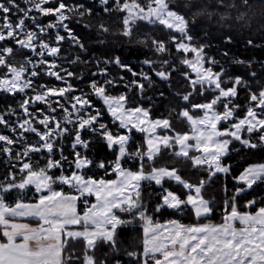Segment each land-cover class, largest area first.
I'll return each instance as SVG.
<instances>
[{"label":"snow or ice","instance_id":"6c2138e0","mask_svg":"<svg viewBox=\"0 0 264 264\" xmlns=\"http://www.w3.org/2000/svg\"><path fill=\"white\" fill-rule=\"evenodd\" d=\"M98 2L105 14H123L122 35L135 31L143 33L140 43L151 41L160 58H145L148 70L119 55L95 58L90 76L70 70L90 63L63 47L71 41L87 51L71 26L75 17L92 27L95 10L86 0H0V92L15 101L0 110V126L11 133L0 131V264H125L121 253L131 264H264V191L240 204L242 194L264 189V159L242 155L264 154V62L257 71L255 58L218 59L192 33L197 18L264 28V0ZM96 26L111 30L103 20ZM156 28L165 36L146 31ZM232 39L224 35L226 43ZM232 64L247 66V74ZM174 72L182 79L174 82ZM72 79L85 80L87 90ZM242 90L243 105L236 102ZM147 91L169 101L167 114H154ZM97 139L111 158L88 154ZM231 153L246 162L238 174L225 162ZM221 174H231V189L217 184ZM165 209L191 222L161 219ZM217 212L219 222L212 219ZM137 225L138 243L120 239L123 226Z\"/></svg>","mask_w":264,"mask_h":264},{"label":"trees","instance_id":"16d2710c","mask_svg":"<svg viewBox=\"0 0 264 264\" xmlns=\"http://www.w3.org/2000/svg\"><path fill=\"white\" fill-rule=\"evenodd\" d=\"M50 4L54 3V0H49ZM86 2L92 6L95 10V16L96 19L92 22V27H85L83 22H76V18L73 17L71 26L75 33L82 39V41L85 44V48L87 49L86 52L84 50L78 49L71 45V41H66L64 43V49L69 50L72 52L73 55L75 54H81L82 53V60L83 61H90L88 64L80 63V64H74L72 65L70 70L76 71L78 74H80L81 68L85 69V72L88 76L92 74V72L95 71L96 65L94 63L95 58H98L100 56H113V55H119L121 59L132 65L133 68H135L137 71L141 70L142 68L145 70H148V67L146 65H143V60L145 58L148 59H159L160 56L154 52V50L151 47V41L149 40L147 44L140 43V35L143 33H137L134 31L131 38L126 37L121 34L119 31V28L122 26V13L118 11H113L109 14L103 13V7L99 4L98 0H86ZM184 0H173V3H180L183 4ZM183 10V9H181ZM103 20L105 23L109 25V28L111 29L109 32H101L97 28V23ZM46 22V19H45ZM146 31L149 32L151 35H156L158 37H164L165 31L156 28V29H146ZM264 32V28H262L260 25H253L251 30H248L247 28L241 30L239 27H226L219 22H217L214 19H207V18H197V21L192 25V33L194 36L200 38L202 42L208 43L210 47L208 48L209 54H215L218 59H227L229 62H231L233 57H244L245 59H253L255 58L258 63L254 65L255 70L259 71L260 69V63L264 62V35L261 33ZM225 34H231L233 39L230 43H226L224 41V35ZM251 38L254 40V45H248L247 40ZM223 48H227L231 55L227 58L221 56V50ZM95 54V55H94ZM65 68H68L69 65L67 63L64 64ZM112 73L114 75L118 74L119 72L123 71L125 76L131 77V73L127 72L126 70L118 69L115 66H110ZM233 72L236 74L246 75L248 72V68L245 65H239V64H232L231 65ZM154 76V74H153ZM41 81H45L48 83L53 84H60V82H56L54 78H46L44 76H41ZM99 79V77H97ZM182 78L180 77L179 73L174 72L173 73V81H179ZM72 83L77 84L81 89L87 90L86 88V81L85 80H78V79H72ZM158 89L161 88V85L156 86ZM164 90H167L168 92H171L173 89H168L167 84H164L163 86ZM123 91V87H118L115 92ZM114 92V94H115ZM246 99V93L242 90L240 96L236 99V102L243 105L245 103ZM144 100L148 103H152L156 105L154 109L155 115H160L161 113L167 114L169 111V101L168 100H161L159 96L155 94L153 91H147L146 95L144 97ZM8 103H15L12 96L9 94H5L3 92H0V110H2ZM99 103V101H97ZM243 109L237 113V115L242 114ZM197 115H200L202 113L197 112L194 113ZM173 123L174 125H178V121L175 119V113H173ZM105 118L110 122L111 118L108 116L107 113H105ZM223 126H227V124H224ZM186 127V124H185ZM0 131H4L7 134H10L2 126H0ZM87 134H85L86 136ZM66 148L70 149V145H66ZM68 154L67 152L65 153ZM88 154L90 156H95L97 159L108 157L111 158L110 150L107 149L106 144L102 141L97 139L95 143H93L91 149L89 150ZM242 155H246L249 157L247 162H256L260 159H264V154L253 150L252 152L245 151L242 153ZM3 157L0 156V179L3 178V175L5 174V167ZM232 162V167L234 170V174H238V170L242 169L243 166H245V160L240 159L237 157L235 153H231L228 155L225 162ZM166 161H160V163H165ZM168 163H172V161H167ZM90 171H94V169H90ZM100 175H103V173H100ZM187 175V173H185ZM109 178H114L109 174ZM193 181H195V176H192ZM220 182H226L228 184L229 189H231L234 185V181L231 179V174L227 177L225 180V177L223 174L219 177V180L217 181V184ZM172 187L175 188V183H172ZM157 192H159V188L156 189ZM264 191L261 187H255L252 190L248 192L247 195H241L240 197V204L243 209L244 200L247 198H251L252 195H255L257 197V200H260L261 192ZM32 192L29 191L27 193L28 197L32 196ZM208 195L209 193L206 191L205 193ZM31 195V196H30ZM229 195H231V192H229ZM94 199V198H93ZM80 207L82 209L83 204L82 201L80 202ZM253 211L255 209H252ZM181 218L184 222H191L190 218L185 216L182 213H174L171 210L165 209L162 213H160L161 219H169V218ZM213 220L219 222L220 219V213L217 212L212 217ZM28 223H31L33 225L37 224V221H26ZM142 237V229L139 228V226H123L121 232H120V239H122L125 243L128 244H134L138 243L139 239ZM74 246L78 249H81L82 242L75 243ZM122 256L123 260L125 261V264H131V261L127 256H123L122 253L119 254Z\"/></svg>","mask_w":264,"mask_h":264},{"label":"crops","instance_id":"0c3cea01","mask_svg":"<svg viewBox=\"0 0 264 264\" xmlns=\"http://www.w3.org/2000/svg\"><path fill=\"white\" fill-rule=\"evenodd\" d=\"M26 221H37L38 222V220H36V219H28ZM237 226H239V225H237Z\"/></svg>","mask_w":264,"mask_h":264},{"label":"rangeland","instance_id":"374dc122","mask_svg":"<svg viewBox=\"0 0 264 264\" xmlns=\"http://www.w3.org/2000/svg\"><path fill=\"white\" fill-rule=\"evenodd\" d=\"M55 80V79H54ZM56 81V80H55ZM56 82H58L59 83V81H56ZM10 95V94H9ZM1 130V129H0ZM4 130H6L7 132H9L10 133V131L9 130H7V129H4ZM11 134V133H10ZM31 196V195H30ZM94 198V197H93Z\"/></svg>","mask_w":264,"mask_h":264}]
</instances>
